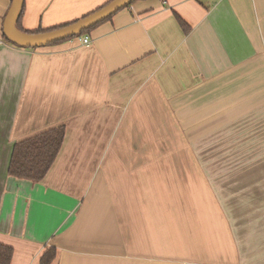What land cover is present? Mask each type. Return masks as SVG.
I'll return each instance as SVG.
<instances>
[{
    "label": "crops",
    "instance_id": "0c3cea01",
    "mask_svg": "<svg viewBox=\"0 0 264 264\" xmlns=\"http://www.w3.org/2000/svg\"><path fill=\"white\" fill-rule=\"evenodd\" d=\"M109 1L24 0L20 26L72 24ZM10 4L0 0L10 264H39L48 247L54 264H264V0H137L80 36L88 45L38 49L4 41ZM59 126L42 181L8 175L15 144ZM236 144L253 163L212 179L198 157Z\"/></svg>",
    "mask_w": 264,
    "mask_h": 264
},
{
    "label": "trees",
    "instance_id": "16d2710c",
    "mask_svg": "<svg viewBox=\"0 0 264 264\" xmlns=\"http://www.w3.org/2000/svg\"><path fill=\"white\" fill-rule=\"evenodd\" d=\"M135 1L137 0H134L132 3H134ZM108 3H106L105 5H107ZM22 16H23V10L20 14L16 27L18 28L19 31L24 33H30V34L43 33L69 25L66 24L60 27H54L49 30L37 29L36 31L28 32V31H23L20 26ZM176 19L182 30L184 32H187L189 29L187 24L178 16H176ZM94 27L84 31L79 35L52 44H57L69 39L84 36L88 34ZM3 39L6 43L15 46L12 43L8 42L4 37ZM64 137H65V127L59 126L57 128H53L44 133H41L33 138L15 144L13 146V150L8 166V175L16 179L27 180L34 183L42 181L47 175L52 165L54 164L59 154V151L62 147V144L64 142ZM12 254H13V250L11 247L0 244V264H10L12 259ZM55 258H56V249L54 247H48L41 255L39 264H54Z\"/></svg>",
    "mask_w": 264,
    "mask_h": 264
},
{
    "label": "water",
    "instance_id": "95a60500",
    "mask_svg": "<svg viewBox=\"0 0 264 264\" xmlns=\"http://www.w3.org/2000/svg\"><path fill=\"white\" fill-rule=\"evenodd\" d=\"M10 1V8L8 9L2 26L3 37L19 48L38 49L74 37L91 29L128 7L134 0H112L104 7L72 24L36 34L24 33L18 30L16 25L23 9L24 0Z\"/></svg>",
    "mask_w": 264,
    "mask_h": 264
},
{
    "label": "rangeland",
    "instance_id": "374dc122",
    "mask_svg": "<svg viewBox=\"0 0 264 264\" xmlns=\"http://www.w3.org/2000/svg\"><path fill=\"white\" fill-rule=\"evenodd\" d=\"M236 147L237 144L229 149V154L224 156H208V157H198V160L202 163H211L213 164V171L209 173L212 179H236L238 172H237V164H252L253 162L249 157H244L241 161L238 160V157L236 156ZM219 151V150H218ZM217 152V150L215 151ZM221 165L223 168H221ZM221 169H224L223 171ZM229 170V171H228ZM240 175L245 173H239Z\"/></svg>",
    "mask_w": 264,
    "mask_h": 264
},
{
    "label": "built area",
    "instance_id": "2783aa9c",
    "mask_svg": "<svg viewBox=\"0 0 264 264\" xmlns=\"http://www.w3.org/2000/svg\"><path fill=\"white\" fill-rule=\"evenodd\" d=\"M78 40L79 42L82 44V45H88L90 43V40L88 37H78Z\"/></svg>",
    "mask_w": 264,
    "mask_h": 264
}]
</instances>
